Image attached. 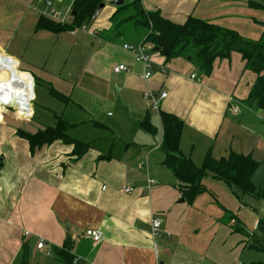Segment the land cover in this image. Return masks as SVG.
I'll return each mask as SVG.
<instances>
[{
  "label": "crops",
  "instance_id": "obj_1",
  "mask_svg": "<svg viewBox=\"0 0 264 264\" xmlns=\"http://www.w3.org/2000/svg\"><path fill=\"white\" fill-rule=\"evenodd\" d=\"M65 1L69 6L72 0ZM236 1L141 0V5L146 12L157 11L174 24L181 25L193 17L258 40L264 10L253 7L254 0L247 1L248 7H235ZM33 3L34 0H0V59L17 64L9 68L12 79L16 78V88L0 90L4 95L0 99V264H61L56 250L67 241L71 242L70 252L76 260L73 264H215L207 254L209 246H205L208 233L213 236L216 228L210 220L221 213L200 212L201 205L208 201L203 197L209 192L205 184L207 191L191 204L180 202L183 198L175 179L162 165L159 113L166 112L183 121L180 150L196 165L207 153L214 159L227 157L230 152L250 155L258 164L252 182L263 172L262 180L254 183L262 189L264 109H250L244 101L256 75L245 68L239 54L216 60L210 75L205 76L187 59L165 62L147 45L152 58L151 76L143 79L144 66L122 45L144 39L132 42L109 35V18L115 11L109 5L102 19L98 14L91 23L88 32L96 43L85 66V72L97 83L96 89L90 91L106 92L108 96L91 108L74 101L90 116L89 135L95 137L86 142L90 148L79 160L71 157V146L59 141L31 153L28 143L16 135L15 124L22 122L21 118L7 110L13 106L11 101L19 97L33 100L36 79L30 69L46 73L43 67L51 62L52 51L45 47L42 53L41 41L37 50L28 51L31 37L51 39V35L59 34L36 30L44 7L36 6L34 11ZM30 11L37 15L34 17ZM21 28L26 33L19 40ZM8 47L10 54L6 53ZM119 64L127 66L128 72L113 74L112 68ZM21 65L24 70L19 69ZM147 91L167 94L159 100L157 111L143 99ZM232 107H237L236 114ZM110 108L118 115L106 112ZM123 110L130 114L129 118L122 116ZM147 114L152 132L139 128ZM99 115L114 120L122 117L126 132L115 135L98 122ZM149 178L156 183L148 184ZM126 184L133 187L130 194L122 191ZM228 215L236 226L240 225L234 213ZM155 217L161 220L160 232L152 236L150 221ZM89 229L102 233L100 242L85 236ZM239 230H243L241 225ZM40 240L43 246L39 250L36 246ZM244 248L253 250L249 244Z\"/></svg>",
  "mask_w": 264,
  "mask_h": 264
},
{
  "label": "trees",
  "instance_id": "obj_2",
  "mask_svg": "<svg viewBox=\"0 0 264 264\" xmlns=\"http://www.w3.org/2000/svg\"><path fill=\"white\" fill-rule=\"evenodd\" d=\"M109 1L113 0H74L71 10L75 15L70 25H61L41 16L36 30L52 33L70 32L84 24H90L91 17L96 12L99 14V5H106ZM123 1L122 6L114 7L115 11L109 18V35L124 38V34L131 30L138 31L142 34L144 43L150 46L154 53L163 57L165 62L178 58L187 59L205 76L210 75L216 60L227 59L231 54H239L245 63V68L256 75L244 100L245 104L253 110L264 109V23H259L263 28L262 35L254 41L240 36L234 30L193 17H189L181 25L174 24L157 11L146 12L141 0ZM252 4L253 7L264 10V4L257 2ZM50 94L58 99H64V96L58 92L50 91ZM159 117L163 132L160 146L164 154L162 165L171 171L175 179V187L186 203L191 204L198 195L207 191L203 184L207 176L223 182L237 195H250L264 200V188H257L252 182L258 164L250 155L230 152L227 157L214 159L210 153H207L201 164L196 165L180 150L183 121L166 112H160ZM57 119L54 127L46 126L33 134L18 129L17 135L28 143L31 153L59 141L71 146V157L79 160L86 154L90 145L69 137L67 131L72 125L61 117ZM139 128L144 131H154L148 114L139 123ZM71 247V242L67 241L61 249L56 250V256L61 264H73ZM249 248L264 251V214L257 222V229L252 234ZM250 264H264V261Z\"/></svg>",
  "mask_w": 264,
  "mask_h": 264
},
{
  "label": "rangeland",
  "instance_id": "obj_3",
  "mask_svg": "<svg viewBox=\"0 0 264 264\" xmlns=\"http://www.w3.org/2000/svg\"><path fill=\"white\" fill-rule=\"evenodd\" d=\"M52 1L54 7L61 11H64L69 4L65 0L62 4H57L56 0ZM247 1L237 0L235 7H248ZM254 2L264 4V0H254ZM33 4V6L40 5L37 0H34ZM108 7H110L109 4H106V8L99 11L100 19H102V15ZM34 11H30L29 13L35 17L37 14ZM28 21L27 23H29ZM90 28L91 24L87 25V31L76 29L72 34L67 31H62L58 35H51V39L39 38L40 35L31 37L32 40L28 51H32V49L37 50V44L41 41L43 44L42 53L45 47H49L52 51L50 57L51 62L48 67H43L46 73H42L37 69V71L30 69L33 78L36 79H34L35 85H33V100L29 101L26 98L19 97L13 100V106L8 108L7 111L16 113L21 118L22 122L15 124L16 129L33 134L38 130H43L46 126L54 127L58 120L57 118L61 117L64 121L72 125L67 131L69 137L73 139L81 138L79 140L82 142H89V140L95 138L89 135L92 131L87 124L90 116H88L85 110L79 108L76 102L74 103V101L79 100L81 104L83 103L84 106L91 108L95 102L102 101L100 98L105 99L108 96L106 92L90 91L97 84L85 72V66L95 49L94 45L96 43V38L88 32ZM23 29H25V26ZM23 29L21 28L18 33L19 35L21 31L23 32L19 36V40L26 33ZM124 36L125 40L135 42L142 34L138 31L131 30L124 34ZM12 48L14 51V46ZM10 50V47H8L6 53L10 54ZM1 52L6 54L3 50ZM45 56L47 55L45 54ZM12 63L17 65L16 62L10 59H0V90L2 88H9L10 86L12 90L16 88V78L14 80L12 79L13 72H10L9 69L14 68L11 66ZM19 69L24 70L23 65ZM56 90H61L60 94L64 96V99L61 100L50 95V91L57 92ZM17 94H20V92H17ZM2 98L4 99V95L0 92V99ZM107 110L106 112H110L111 115H118V111L114 112L111 108ZM121 113L124 118L126 115H128L127 118L130 117L127 111L123 110ZM151 113L153 114V112ZM121 118L114 120L115 118L108 119L106 116L99 115L98 122L110 128L115 135H119L122 132H126V127ZM82 121L86 123L82 125L80 123ZM17 137L25 142L18 135ZM262 173L260 172L257 179L253 178L255 184H258L257 180H262ZM203 184L206 185L209 192L203 194L204 198L208 197V201L201 205L200 212L204 214L221 213L220 217L215 216L210 220L216 228L214 235H210L209 232L207 237L208 243L205 248L209 246L207 252L209 259L212 262L214 261L215 264H246L252 261L263 262L264 252L245 249L244 245H250L252 243L251 236L256 232L254 222H257L264 213V200L250 195H237L226 184L210 176L204 179ZM262 184H264V181ZM257 188H260L259 185H257ZM229 213L236 215L235 218L239 220V224L243 227L242 231L239 230L240 225L236 226L235 221L229 217ZM209 227L208 229L210 230ZM237 246L238 252L235 254V248ZM240 252H243V254L240 255Z\"/></svg>",
  "mask_w": 264,
  "mask_h": 264
},
{
  "label": "built area",
  "instance_id": "obj_4",
  "mask_svg": "<svg viewBox=\"0 0 264 264\" xmlns=\"http://www.w3.org/2000/svg\"><path fill=\"white\" fill-rule=\"evenodd\" d=\"M39 2V4L41 6L44 7V11L41 13L43 16L50 18L52 20H54L55 22L61 24V25H70L72 23V2L74 0L71 1V4L66 7L64 9V11L58 10L56 7H54V3L52 0H37ZM61 0H59L57 3H60ZM37 7L34 6V10H36ZM98 16V12H96L95 15H93L91 17V22L90 24L97 18ZM87 25L89 24H84L79 28L76 29H80L82 31H87ZM76 29L70 31V33L72 34ZM90 30V29H89ZM88 30V31H89ZM122 49L126 52L131 53L134 57L135 60L140 62L144 68H145V73L142 75L143 79H148L151 76V65H152V58L151 55H149V53L147 52V45L144 43V40L140 43L137 44H126L124 43L122 45ZM128 67L123 65V64H119V65H115L112 68V72L115 75L121 74V73H126L128 72ZM195 75H192L191 78H194ZM167 94L165 92H159V93H153V92H144L143 93V99L147 100L150 104V108L153 111H157L158 110V102L159 100H162L164 98H166ZM231 111L233 114H236L238 112L237 107H232ZM148 184L153 185L156 183V181L152 178H149L147 180ZM103 189H105V187H103ZM133 190V187L129 184H126L122 187V191L125 194H130ZM160 225H161V220L157 217L153 218L150 221V233L152 236H157L159 235L160 232ZM27 233H25L26 235ZM85 236L89 239H91V241H93L94 243H98L101 241L102 239V233L98 230H87L85 231ZM43 246V241L40 240L37 243V249H42ZM76 262V260H73V263Z\"/></svg>",
  "mask_w": 264,
  "mask_h": 264
},
{
  "label": "water",
  "instance_id": "obj_5",
  "mask_svg": "<svg viewBox=\"0 0 264 264\" xmlns=\"http://www.w3.org/2000/svg\"><path fill=\"white\" fill-rule=\"evenodd\" d=\"M110 6L113 7H120L123 5L124 1L123 0H113V1H109L107 2ZM105 4H100L98 7V11L102 10L104 8ZM75 14L72 13V16H74ZM180 202H183V199L180 200Z\"/></svg>",
  "mask_w": 264,
  "mask_h": 264
},
{
  "label": "bare ground",
  "instance_id": "obj_6",
  "mask_svg": "<svg viewBox=\"0 0 264 264\" xmlns=\"http://www.w3.org/2000/svg\"><path fill=\"white\" fill-rule=\"evenodd\" d=\"M15 100V99H14ZM12 102V101H11ZM1 104H4V103H1Z\"/></svg>",
  "mask_w": 264,
  "mask_h": 264
}]
</instances>
